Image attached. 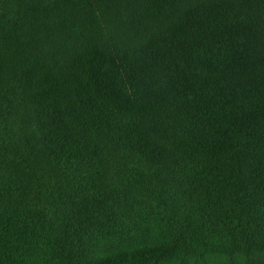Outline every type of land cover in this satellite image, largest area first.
<instances>
[{"label":"trees","instance_id":"16d2710c","mask_svg":"<svg viewBox=\"0 0 264 264\" xmlns=\"http://www.w3.org/2000/svg\"><path fill=\"white\" fill-rule=\"evenodd\" d=\"M0 264H264V0H0Z\"/></svg>","mask_w":264,"mask_h":264}]
</instances>
